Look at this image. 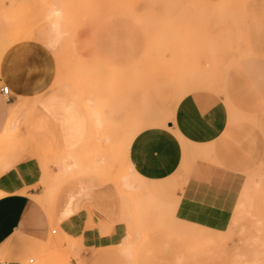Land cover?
<instances>
[{
  "label": "rangeland",
  "instance_id": "1",
  "mask_svg": "<svg viewBox=\"0 0 264 264\" xmlns=\"http://www.w3.org/2000/svg\"><path fill=\"white\" fill-rule=\"evenodd\" d=\"M27 31L51 52L55 79L9 119L0 162L31 144L17 132L33 126L42 194L53 191L47 205L66 181L99 175L122 208L117 226L83 235L51 210L49 236L27 240L21 264H264V0H0V43ZM191 94L216 106L218 140L197 144L176 127ZM54 95L72 97L83 113L86 132L71 147L30 121ZM204 164L238 179L236 205L216 224L183 213L185 183Z\"/></svg>",
  "mask_w": 264,
  "mask_h": 264
},
{
  "label": "crops",
  "instance_id": "2",
  "mask_svg": "<svg viewBox=\"0 0 264 264\" xmlns=\"http://www.w3.org/2000/svg\"><path fill=\"white\" fill-rule=\"evenodd\" d=\"M38 38L36 32L27 31L0 43V81L10 88V98L0 90V138L6 134L13 106L20 101L34 102L54 82L52 54L39 44ZM74 104L70 96H45L33 110L31 124L41 119L48 129L57 130L54 139L59 145L71 147L86 132L83 113ZM211 105L191 94L178 106L176 127L194 143H211L220 137L221 121L211 113L216 109ZM29 135L33 137L30 145L23 143L18 154L14 152L13 158L4 157L0 162V264H21L27 240H45L49 236L51 210L68 230L81 235L94 226H117L121 213L122 201L116 186L99 175H80L66 181L54 196L52 209L54 198L51 205L39 202L36 197L45 191L44 170L34 144L40 141L39 134L33 126L29 131L26 125L17 132L18 137ZM50 137L42 136L47 141L44 146H52ZM49 171L55 174L56 168L50 166ZM184 188V215L207 224L220 223L234 209L238 198V179L222 165L200 166L188 177ZM91 219L95 222L91 223ZM88 239L99 240L97 235H89Z\"/></svg>",
  "mask_w": 264,
  "mask_h": 264
},
{
  "label": "bare ground",
  "instance_id": "3",
  "mask_svg": "<svg viewBox=\"0 0 264 264\" xmlns=\"http://www.w3.org/2000/svg\"><path fill=\"white\" fill-rule=\"evenodd\" d=\"M56 26V25H55ZM33 104V103H32ZM27 108V104H26V102H23V101H20L19 103H17V104H15L14 106H13V108H12V111H11V116H10V119L12 118V119H15V117H17L19 114H21L22 112H24V110ZM26 111H27V109H26ZM25 113V112H24ZM12 123V122H11ZM13 125L15 124V123H12ZM15 126V125H14ZM13 126V127H14ZM9 128H10V125H7V127H6V131H8L9 130ZM178 131V130H177ZM98 151V150H97ZM42 153H46L47 151L46 150H42L41 151ZM72 153V152H71ZM51 155V154H50ZM71 155V154H70ZM56 156V155H55ZM70 157V156H69ZM74 157V156H73ZM67 160V159H66ZM53 161V160H52ZM66 163H67V161H65ZM74 162V161H73ZM63 163H64V161H63ZM76 164V163H75ZM90 164H92V163H90ZM96 164H97V162H96ZM91 167L93 166V165H90ZM101 167V166H100ZM66 168V167H65ZM87 168V167H86ZM104 168V167H103ZM63 169V168H62ZM46 185L48 186L49 184H48V181L46 180ZM60 183V182H59ZM126 185L128 186V187H132V183L128 180V181H126ZM59 186V185H58ZM50 188V187H49ZM47 190V189H46ZM55 191H56V189H55ZM52 196L53 195V191L52 190H47V194L45 193V195H44V198H43V201L42 202H46V199H48L47 197L48 196ZM47 206V205H46ZM47 259L46 260H44V261H42V263H40V264H46L47 263Z\"/></svg>",
  "mask_w": 264,
  "mask_h": 264
},
{
  "label": "built area",
  "instance_id": "4",
  "mask_svg": "<svg viewBox=\"0 0 264 264\" xmlns=\"http://www.w3.org/2000/svg\"><path fill=\"white\" fill-rule=\"evenodd\" d=\"M5 88L7 89V91H4ZM0 90H1L3 95H5L7 98H10V88H9V86H7L5 84L0 85ZM53 232L55 233L56 231H53ZM31 262H33V260H31Z\"/></svg>",
  "mask_w": 264,
  "mask_h": 264
},
{
  "label": "snow or ice",
  "instance_id": "5",
  "mask_svg": "<svg viewBox=\"0 0 264 264\" xmlns=\"http://www.w3.org/2000/svg\"><path fill=\"white\" fill-rule=\"evenodd\" d=\"M4 91H7V89L5 88Z\"/></svg>",
  "mask_w": 264,
  "mask_h": 264
}]
</instances>
